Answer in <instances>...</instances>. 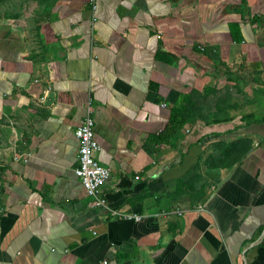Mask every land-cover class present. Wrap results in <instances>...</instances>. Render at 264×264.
Returning a JSON list of instances; mask_svg holds the SVG:
<instances>
[{"label":"crops","instance_id":"crops-1","mask_svg":"<svg viewBox=\"0 0 264 264\" xmlns=\"http://www.w3.org/2000/svg\"><path fill=\"white\" fill-rule=\"evenodd\" d=\"M189 95L192 123L167 138ZM88 102L104 198L139 222L96 209L75 174ZM263 119L264 0H28L0 15V264H264ZM239 141L238 162L208 165Z\"/></svg>","mask_w":264,"mask_h":264},{"label":"built area","instance_id":"built-area-1","mask_svg":"<svg viewBox=\"0 0 264 264\" xmlns=\"http://www.w3.org/2000/svg\"><path fill=\"white\" fill-rule=\"evenodd\" d=\"M92 5V10H94ZM93 109L90 102L86 106V114L82 123L76 129V138L78 141L77 160L78 166L75 174L79 177L81 184L89 197L93 200V206L96 209L103 210L111 217H123L135 222L141 221L144 217L140 214H134L131 211H121L110 207L104 198L103 188L111 178V169L104 166L98 160V153L101 149L99 141L95 137L94 119L92 117ZM29 155H22L17 152L14 161L27 160ZM3 176L0 174V188L2 186ZM1 198V192H0ZM163 215H181L179 209L174 212H162Z\"/></svg>","mask_w":264,"mask_h":264},{"label":"trees","instance_id":"trees-1","mask_svg":"<svg viewBox=\"0 0 264 264\" xmlns=\"http://www.w3.org/2000/svg\"><path fill=\"white\" fill-rule=\"evenodd\" d=\"M4 1L5 0H0V7ZM257 21H259L258 17L251 19L252 23H256ZM191 101V96L189 95L188 104L186 106H176L172 109L171 120L166 134L167 138L173 136L177 130L182 129L189 123H192L191 120L193 117L191 116L196 108ZM250 145L251 143L249 141H239L228 145L221 144L219 145L221 156L218 159H210L208 161V165L210 167H220L224 165H226V167L232 166L238 162L246 151H248Z\"/></svg>","mask_w":264,"mask_h":264},{"label":"rangeland","instance_id":"rangeland-1","mask_svg":"<svg viewBox=\"0 0 264 264\" xmlns=\"http://www.w3.org/2000/svg\"><path fill=\"white\" fill-rule=\"evenodd\" d=\"M27 2L28 0H5L1 4L0 15L4 16L5 13L19 15L21 12H24V6Z\"/></svg>","mask_w":264,"mask_h":264},{"label":"water","instance_id":"water-1","mask_svg":"<svg viewBox=\"0 0 264 264\" xmlns=\"http://www.w3.org/2000/svg\"><path fill=\"white\" fill-rule=\"evenodd\" d=\"M54 100H55L54 94L53 93L48 94L46 101L44 102V106L50 107L54 103Z\"/></svg>","mask_w":264,"mask_h":264}]
</instances>
